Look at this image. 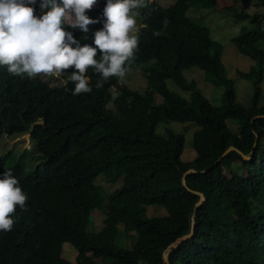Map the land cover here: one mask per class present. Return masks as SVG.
Instances as JSON below:
<instances>
[{"label": "trees", "instance_id": "obj_1", "mask_svg": "<svg viewBox=\"0 0 264 264\" xmlns=\"http://www.w3.org/2000/svg\"><path fill=\"white\" fill-rule=\"evenodd\" d=\"M222 1L174 0L167 8L152 1L140 12L137 21L146 27L131 67L143 72V87L110 77L97 89L98 76L90 68L92 92L73 95V68L52 85L40 77L10 75L0 66V139L28 133L34 146L0 154V178L11 171L28 196V210L17 207L13 230L0 232V264H264V50L257 46L264 41V0H254L263 11L252 14L238 0L222 8L251 24L232 38L255 59L247 71H238L253 86L249 107L236 99L221 45L187 14L193 6L212 8ZM39 3L37 17L43 14ZM105 5L97 0L86 12L101 21L89 25V33L63 27L81 45L95 46L93 33L103 27ZM191 67L224 88L221 105L211 104L196 81L183 76ZM167 79L190 91V99L172 92ZM228 121L238 124L236 132ZM160 122L197 126L192 160L181 159L184 134L161 133ZM230 146L235 149L221 157ZM28 157L38 162L34 168H26ZM189 169L195 172L183 182ZM99 178L117 186L109 191ZM200 194L204 200L196 207ZM149 206L164 212L149 215ZM94 209L105 214L96 232L87 230ZM122 231L131 239L129 247L119 240ZM67 242L77 251L74 262L62 257Z\"/></svg>", "mask_w": 264, "mask_h": 264}, {"label": "clouds", "instance_id": "obj_2", "mask_svg": "<svg viewBox=\"0 0 264 264\" xmlns=\"http://www.w3.org/2000/svg\"><path fill=\"white\" fill-rule=\"evenodd\" d=\"M37 0H0V66L10 75L21 79L38 76L60 77L73 68L70 80L73 95L91 93L93 86L87 75L93 69L98 79L95 88L101 89L110 77L123 82L131 71L138 49L141 27L138 9L149 7L150 0H106L103 27L93 33V44L81 45L67 25L89 33V25L99 23L86 14L97 0H40L43 11L34 14ZM46 10V11H44ZM169 21L165 19L167 27ZM154 35H161L157 32ZM86 38V36H85ZM100 57L97 59V52ZM0 178V232H10L18 221L17 207L27 211V194L11 171Z\"/></svg>", "mask_w": 264, "mask_h": 264}, {"label": "rangeland", "instance_id": "obj_3", "mask_svg": "<svg viewBox=\"0 0 264 264\" xmlns=\"http://www.w3.org/2000/svg\"><path fill=\"white\" fill-rule=\"evenodd\" d=\"M155 2L161 5L164 8L170 7L174 0H150V2ZM233 0H225L221 3L218 2L216 6L212 8H202L199 6L191 7L187 14L194 20L203 22L210 31V36L212 40L218 42L222 47V56L221 61L225 66L227 75L234 81V89L237 101L243 106L249 107L251 105V95L253 91V86L251 82L247 79H244L238 74V71H247L250 66L255 64V59L253 56L244 54L240 52L235 44L232 42V38L238 34L242 26H250V21L248 19L241 20L237 19L230 13H225L222 8L225 5H231ZM238 5L245 9L248 13L262 12L263 8L258 7L254 0H238ZM143 9H138L137 11L141 12ZM138 18V17H137ZM264 19V15L262 17ZM138 26L140 25L137 21ZM257 46L264 50V41H260ZM183 76L187 80H194L198 84V87L201 89L203 94L208 98L209 102L214 106L221 105L223 102V92L224 88L222 86H215L209 79L206 78L203 70L198 69L197 67H191L183 71ZM43 80L49 82L50 84H57L61 81L62 75L60 77L55 76H38ZM126 84L128 87L137 88L143 87L146 85V78L143 75V72L137 68L131 67V71L127 73L124 78V81L121 82ZM166 84L168 88L186 98L187 100L191 97V92L181 89L173 80L167 79ZM262 95L260 99V104L264 105V78L261 82ZM114 92V90H113ZM229 127L233 131L238 130V124L228 121ZM171 130L175 133H183L185 137L184 150L181 154V159L183 161H190L195 157V151L192 147V135L197 129V126L190 123H181V122H171L165 123L160 122L158 125V131L164 133L165 130ZM8 150L14 151L16 153H22L24 150L34 151V146L29 142L28 133L18 135V136H2L0 139V154ZM38 162H34L31 157H28L26 160V168H34ZM234 169L244 174L242 170L238 167V162L233 163ZM227 175L228 172H225ZM97 183L102 184L104 188L111 191L117 185H108L103 179L99 178ZM156 206H149L147 211L149 215H157L164 212L163 209L156 210ZM91 219L88 223L87 230L96 232L100 230L103 226V220L105 214L99 209H94L90 215ZM122 229V226H120ZM132 234V232L130 233ZM119 240L123 242L126 247L130 246L131 239L123 231L119 236ZM77 255L76 249L71 243H64L62 246V257L70 262H74Z\"/></svg>", "mask_w": 264, "mask_h": 264}, {"label": "water", "instance_id": "obj_4", "mask_svg": "<svg viewBox=\"0 0 264 264\" xmlns=\"http://www.w3.org/2000/svg\"><path fill=\"white\" fill-rule=\"evenodd\" d=\"M255 118H256V117H255ZM234 149H235V148H234L233 146H230V147L227 148L226 151L221 155V157L224 156L228 151H230V150H234ZM236 150H237V149H236ZM237 151H238V152H239L244 158H246V159L249 158L248 156L242 154L239 150H237ZM221 157H220V158H221ZM220 158H219V159H220ZM219 159H218V160H219ZM191 172H195V171H194L193 169H189L188 171H186V172L184 173L183 178H182V181H183V182H185V176H186V174L191 173ZM202 200H204V197H203L202 194H200V200H199L198 203L196 204V207H198V206L201 204V201H202ZM191 235H192V231H191L189 234H187V235H184V236L179 237L178 239H176L175 241H173V242L167 247L166 251L172 249V248L175 247V246H178L179 243H180L181 241H183L184 239L190 237ZM163 258H164L165 261L168 262V260H167V252H165V251H164V253H163Z\"/></svg>", "mask_w": 264, "mask_h": 264}]
</instances>
